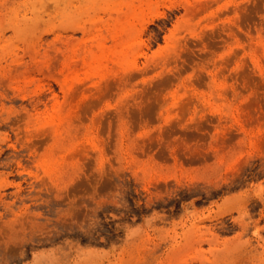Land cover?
<instances>
[{
  "label": "rangeland",
  "instance_id": "obj_1",
  "mask_svg": "<svg viewBox=\"0 0 264 264\" xmlns=\"http://www.w3.org/2000/svg\"><path fill=\"white\" fill-rule=\"evenodd\" d=\"M0 15V264H264V0Z\"/></svg>",
  "mask_w": 264,
  "mask_h": 264
},
{
  "label": "bare ground",
  "instance_id": "obj_2",
  "mask_svg": "<svg viewBox=\"0 0 264 264\" xmlns=\"http://www.w3.org/2000/svg\"><path fill=\"white\" fill-rule=\"evenodd\" d=\"M0 17H5V16H3V15L1 16V15H0ZM19 25H21V23H20V22H19ZM33 107H34V109H36V104H35ZM51 168H52V169H51ZM49 169H51V170H53V172H55V170H54V168H53V167H49Z\"/></svg>",
  "mask_w": 264,
  "mask_h": 264
}]
</instances>
